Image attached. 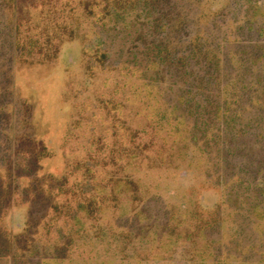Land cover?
Wrapping results in <instances>:
<instances>
[{"label":"rangeland","instance_id":"rangeland-1","mask_svg":"<svg viewBox=\"0 0 264 264\" xmlns=\"http://www.w3.org/2000/svg\"><path fill=\"white\" fill-rule=\"evenodd\" d=\"M10 1L0 0V264L51 257L56 262L46 264H121L122 257L128 264L134 256L155 264L137 234L155 222L164 226L166 211L178 205L237 211L240 241L257 242L249 207L264 169L251 168V178L242 167L264 160V0H159L156 11L126 8L105 30L87 21L49 62L19 57V15L9 11ZM24 3L16 0V9ZM151 19L165 30L160 22L148 27ZM137 20L125 35L113 30ZM161 44L173 58L189 60L186 70L196 79L186 99L193 114L174 110L178 129L156 114L173 110L182 89L181 82L162 84L158 67L147 68ZM205 52L218 61L217 73L201 58ZM125 62L136 63L135 77ZM152 80L149 92L144 84ZM231 92L238 104L222 115V95ZM129 180L139 187L134 194L126 191ZM232 216H225L227 234ZM125 231L133 234L130 247L120 239ZM222 234L208 231L214 239ZM175 254L183 259L185 250Z\"/></svg>","mask_w":264,"mask_h":264},{"label":"trees","instance_id":"trees-1","mask_svg":"<svg viewBox=\"0 0 264 264\" xmlns=\"http://www.w3.org/2000/svg\"><path fill=\"white\" fill-rule=\"evenodd\" d=\"M157 1L159 0H24L25 3L16 9V0H11L9 7L12 9L9 11L19 15L15 17L14 26L15 44L19 57L26 59L37 58L41 62L52 61L64 42L72 41L81 32H84L83 27L87 21L90 20L94 28L100 27L101 30H105L111 22L110 17H115L118 21L119 13L122 10L126 8L136 9V7L138 8L142 5L143 11H146V9H154L156 11ZM33 11H36V13L33 14ZM205 17L206 13L201 11L199 19L204 21ZM159 22L157 19H151L147 20L145 24L148 27L155 24L159 26ZM138 25V20L137 22H124L117 27L115 26L113 30L117 31V35L119 33L125 35L128 29L132 27L136 28ZM160 30H165V25L162 22H160ZM84 36H88V33L85 32ZM152 51L155 52V57L147 65V68L158 67L162 76V78L160 77L162 84L164 81L168 83L170 80H173L176 86H179V82L182 84L180 85L182 89L177 91V99L173 110L159 109L156 112L159 123L170 125L172 122H177L174 128L178 129L180 117L174 115V110L187 109L186 105L191 100L186 99L195 90L194 83L196 79H194L193 74L186 70L189 60L173 58L169 47H164L161 44ZM201 56L202 59H206V62L210 64L209 70L211 69L217 73L218 61L214 57L211 58V55L207 52ZM121 64H124L125 70H128L131 77L136 76V63L132 66L127 62ZM120 70H122L121 67ZM205 79L207 81L210 80L208 76L203 78V80ZM154 81H148V83L145 82L144 84V87L149 92H152L156 87ZM256 81L258 85L263 84V79L260 77ZM231 85L233 83L228 82L225 88ZM169 86L170 84L166 87L167 91L173 89V87ZM231 93L222 95V100L224 101L223 106L220 107L223 110L222 115L228 114L230 107L233 106L231 108H234L238 104L240 96L235 94V92ZM196 110L198 111V109ZM185 111L193 114V109ZM194 129H196V126H194ZM257 140L259 141L258 137ZM235 152L230 150L231 154ZM244 167H246L245 169L242 167V171H245L244 174L252 178L253 174L250 169L255 168L254 170H257L255 173L259 174L264 169V160L263 158H258L257 161L253 160L251 163H245ZM120 182L121 179L117 180L116 183L119 184ZM243 182L245 181L239 180V185L243 184ZM262 182L261 184L259 183L260 186H263L259 190V197L249 207L250 215H252V225L257 227L259 233L257 242L244 244L240 241L239 238L242 233L241 227L237 224V211H235V214H229L224 210L222 211V208L218 206L213 211L202 212L195 208L193 209L189 205H185L184 207H182L183 205H178L177 207L172 206V208L166 211V223L164 226L161 227V225L155 222L150 229H144L143 233L137 234V238L141 240V244L147 246L144 249L145 251H149L147 252V258L152 259L155 264L162 262L167 264H264V181ZM125 183H127L125 187L128 193L136 192L139 189V187L136 188L134 186L135 183L131 180ZM248 183L252 184L250 181ZM134 187L136 191L131 190ZM114 190L115 187H113ZM231 215H233V226L230 233L227 234L225 216L231 217ZM253 218L257 220V223L253 221ZM258 226H261L262 229L261 227L259 229ZM215 227L221 229L223 233L218 239L211 238L208 235V231ZM132 235L129 231H125L121 235L120 239L123 241V244L126 242L125 247L132 245L131 243L134 240ZM179 248L185 250V257L177 260L174 258V254L178 252ZM255 248L260 250L257 253L259 256L254 258L251 254ZM136 258L135 256L128 258L127 263L149 264L147 260L144 262ZM55 259V257L45 258L42 262L43 264L52 263L56 262ZM65 260L66 258L61 260V262ZM125 260L122 257L121 264H124ZM114 262V260L109 259V264H115Z\"/></svg>","mask_w":264,"mask_h":264}]
</instances>
